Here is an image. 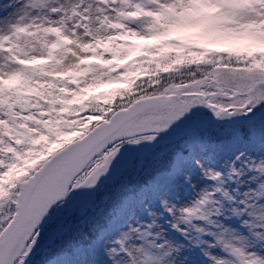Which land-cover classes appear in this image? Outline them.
Masks as SVG:
<instances>
[{
    "label": "snow or ice",
    "instance_id": "1",
    "mask_svg": "<svg viewBox=\"0 0 264 264\" xmlns=\"http://www.w3.org/2000/svg\"><path fill=\"white\" fill-rule=\"evenodd\" d=\"M0 264H264V0H0Z\"/></svg>",
    "mask_w": 264,
    "mask_h": 264
}]
</instances>
